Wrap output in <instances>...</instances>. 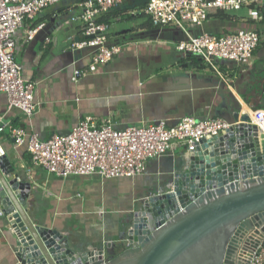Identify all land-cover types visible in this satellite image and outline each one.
I'll return each instance as SVG.
<instances>
[{
	"label": "crops",
	"instance_id": "obj_1",
	"mask_svg": "<svg viewBox=\"0 0 264 264\" xmlns=\"http://www.w3.org/2000/svg\"><path fill=\"white\" fill-rule=\"evenodd\" d=\"M146 4L147 0H127L99 16V21L111 25L109 41L121 51L98 72H87L78 80L73 78L74 70L86 71L92 54L90 48L71 49L72 42L84 38L81 24L71 20L79 8L70 0L43 10L17 34L16 59L25 79L35 84L36 112L26 115L0 92V118L5 124L0 138L12 165L32 186L28 213L63 231L78 251L111 243L116 254L126 247L124 220L139 196L165 179V163L170 159L149 160L146 172L135 178L60 177L34 164L25 146L15 145L12 127L47 139L69 132L88 116L99 122L112 118L117 127H124L156 120L175 124L188 115L213 118L235 108L236 103L241 105L240 114L258 101L264 107V18L257 10L243 7L237 10H243L242 14L215 11L201 26L186 25L192 35H222L241 29L260 33L251 66L219 59L216 70L199 56L178 51L176 44L188 37L187 32L177 26H153L142 11ZM41 22L46 23L44 29L28 40L29 29ZM184 148L175 146L171 160L184 157ZM17 263L15 233L0 213V264Z\"/></svg>",
	"mask_w": 264,
	"mask_h": 264
},
{
	"label": "water",
	"instance_id": "obj_2",
	"mask_svg": "<svg viewBox=\"0 0 264 264\" xmlns=\"http://www.w3.org/2000/svg\"><path fill=\"white\" fill-rule=\"evenodd\" d=\"M240 110L222 112L232 125L187 156L162 157L165 179L139 196L116 254L111 243L75 250L63 231L31 218L32 186L0 156V213L15 233L17 264H251L264 242V131Z\"/></svg>",
	"mask_w": 264,
	"mask_h": 264
},
{
	"label": "built area",
	"instance_id": "obj_3",
	"mask_svg": "<svg viewBox=\"0 0 264 264\" xmlns=\"http://www.w3.org/2000/svg\"><path fill=\"white\" fill-rule=\"evenodd\" d=\"M70 0H0V92L7 94L10 105L32 116L38 103L35 84L25 79L23 68L16 59L17 34L27 20L33 21L45 9ZM79 13L71 18L81 24L84 38L72 42V50L91 49L88 69L74 70V80L85 73H96L121 51L111 44V25L99 21V16L127 0H72ZM253 7L264 18V0H147L142 9L153 26H177L188 37L176 44L178 51L199 56L218 70L216 60H232L251 66L261 35L256 30L241 29L222 35L202 32L192 35L186 25L201 26L215 11H237ZM57 14H54L56 17ZM45 22L31 27L27 34L33 40L44 29ZM47 41L50 38L47 37ZM251 115L254 124L264 131V107ZM232 124L221 116L198 119L188 115L175 124L156 120L141 125L117 127L112 118L102 122L94 116L79 121L67 133H54L43 139L37 133L27 134L23 128L12 127L10 136L16 146H25L34 164L45 167L60 177L71 175H99L103 178L143 175L148 161L174 153L175 146H184L186 156L201 140L209 135H219ZM5 124L0 118V133ZM6 149L0 138V156ZM251 264H264V242L261 243Z\"/></svg>",
	"mask_w": 264,
	"mask_h": 264
},
{
	"label": "rangeland",
	"instance_id": "obj_4",
	"mask_svg": "<svg viewBox=\"0 0 264 264\" xmlns=\"http://www.w3.org/2000/svg\"><path fill=\"white\" fill-rule=\"evenodd\" d=\"M242 11H231V13H234V14H242Z\"/></svg>",
	"mask_w": 264,
	"mask_h": 264
},
{
	"label": "bare ground",
	"instance_id": "obj_5",
	"mask_svg": "<svg viewBox=\"0 0 264 264\" xmlns=\"http://www.w3.org/2000/svg\"><path fill=\"white\" fill-rule=\"evenodd\" d=\"M249 112L251 113L252 116H254V112H252V111H250V110H249Z\"/></svg>",
	"mask_w": 264,
	"mask_h": 264
},
{
	"label": "trees",
	"instance_id": "obj_6",
	"mask_svg": "<svg viewBox=\"0 0 264 264\" xmlns=\"http://www.w3.org/2000/svg\"><path fill=\"white\" fill-rule=\"evenodd\" d=\"M100 20H103V19H100ZM38 22V20H36V23ZM152 23V22H151Z\"/></svg>",
	"mask_w": 264,
	"mask_h": 264
}]
</instances>
